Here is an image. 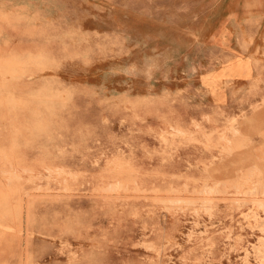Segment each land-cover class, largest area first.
<instances>
[{
  "label": "rangeland",
  "instance_id": "374dc122",
  "mask_svg": "<svg viewBox=\"0 0 264 264\" xmlns=\"http://www.w3.org/2000/svg\"><path fill=\"white\" fill-rule=\"evenodd\" d=\"M49 1L0 12V264H264L261 0Z\"/></svg>",
  "mask_w": 264,
  "mask_h": 264
},
{
  "label": "crops",
  "instance_id": "0c3cea01",
  "mask_svg": "<svg viewBox=\"0 0 264 264\" xmlns=\"http://www.w3.org/2000/svg\"><path fill=\"white\" fill-rule=\"evenodd\" d=\"M47 2L48 0H0V12L10 14V25H6L5 29L9 30L10 36L16 37V42H19L23 36L30 35L26 30L34 25L33 21L40 23V21L48 18ZM49 2L53 3L54 0H50ZM236 7H229V10H236ZM251 9L253 13L256 10L262 14L261 18L264 19V0H261L259 5H254ZM239 10H241L240 14H230L225 17L223 19V22L225 21L224 25L232 24L235 29H238L239 25L243 23L244 13L245 16L249 14L246 3H243L239 7ZM260 114L264 117V108ZM262 157L264 161V139L262 140Z\"/></svg>",
  "mask_w": 264,
  "mask_h": 264
}]
</instances>
